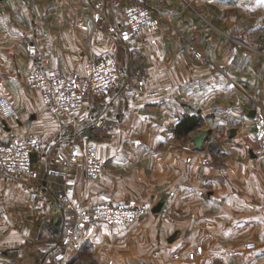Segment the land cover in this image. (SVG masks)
Segmentation results:
<instances>
[{
	"label": "crops",
	"instance_id": "obj_1",
	"mask_svg": "<svg viewBox=\"0 0 264 264\" xmlns=\"http://www.w3.org/2000/svg\"><path fill=\"white\" fill-rule=\"evenodd\" d=\"M142 1L159 25L129 43L110 31L121 19L117 10L95 22V0H0V97L17 111L0 117V138L40 136L31 153L38 180L0 178V262L14 248L16 264H84L83 256L85 264H245L252 257L264 264V156L255 155L252 113L264 108V37L239 47L228 28L204 24L202 5L214 0ZM27 39L35 56L23 47ZM90 53L112 55L122 74L106 95L88 96L80 112L81 128L105 158L97 179L65 163L67 121L26 82L32 64L82 75ZM134 71L143 78L141 90L125 82ZM184 114L201 120L177 135ZM193 130H207L210 139L208 151L188 164L181 146ZM204 156L211 164H200ZM61 189L84 205L135 200L150 212L127 226L100 224L94 243H73L64 255L71 212L55 214L61 230L48 228ZM202 191L208 199H191ZM171 205L177 216L159 213ZM196 248L200 253L189 259Z\"/></svg>",
	"mask_w": 264,
	"mask_h": 264
},
{
	"label": "built area",
	"instance_id": "obj_2",
	"mask_svg": "<svg viewBox=\"0 0 264 264\" xmlns=\"http://www.w3.org/2000/svg\"><path fill=\"white\" fill-rule=\"evenodd\" d=\"M94 4L97 20H106L107 10L110 8L120 13V21L112 26L110 31L124 42L130 43L142 34L158 28V16L142 0H95ZM153 43L154 40H151L147 46L151 47ZM25 48L30 55L35 56V48L31 42H27ZM132 73L127 83L141 90L142 76L137 71ZM120 74V68L112 55L96 56L90 53L86 57L82 75L75 71L67 74L48 72L37 64H32L26 75L27 84L40 91L50 112L55 117L67 121L65 163L82 166L89 179L98 177L105 158L99 155L96 147L88 141L89 132L81 128L80 112L88 96L106 95L117 83ZM16 116L17 111L11 101L0 97V117L7 119ZM253 127L259 143L257 154L264 156V111L261 108H255ZM185 145L188 149L193 146L192 143ZM39 147L40 136L36 133L29 132L24 136L9 133L5 138H0V178L11 177L21 182L38 180V171L32 162L31 153L37 151ZM202 162L207 163L208 157H204ZM38 190L39 187L30 192L32 199L36 198ZM52 205L55 212L62 208L70 211L73 216L62 235L64 255L73 243H94L100 224L110 227L127 226L145 213L135 200L124 203L105 200L84 205L64 189L56 192ZM249 247L253 245L250 244ZM189 257L193 258V253H190Z\"/></svg>",
	"mask_w": 264,
	"mask_h": 264
},
{
	"label": "rangeland",
	"instance_id": "obj_3",
	"mask_svg": "<svg viewBox=\"0 0 264 264\" xmlns=\"http://www.w3.org/2000/svg\"><path fill=\"white\" fill-rule=\"evenodd\" d=\"M202 7H203V10H202L203 18H200V19H202L203 23L204 24H212V25H221V26H224V27L228 28L232 32V33H228L227 34L228 35V39L231 40V41H234L237 44V46H239V47H242V42H244L246 40L247 41L248 40H253L257 36H261V35L264 37V29H258V30L255 29V28H258V27L259 28H264V0H214V2H212V3H208L206 1V3L202 5ZM95 13H96V8H95V4H94V20H95V22L96 23L97 22L98 23L99 22H106V20H104V21L100 20V19L97 20L95 18ZM28 40L29 39H27L26 43L29 42ZM26 43L23 45L25 51H27L26 48H25ZM122 50H124L125 52L128 51L127 44L126 45L123 44ZM35 53H36V50H35ZM115 61L118 64L117 60H115ZM132 74L131 73L129 74V72L126 73V75H125L126 76L125 77L126 84H127L128 81H130ZM121 76H122V74H120L119 79H121ZM27 86L29 88H31L28 84H27ZM261 109L264 111V108H261ZM88 131H89L88 128H86V132H88ZM201 131L202 130H193V132L190 133L189 136H187V138L185 139V141L183 142V144L181 146L182 147L181 149L186 152V162L188 164H189V162H192V159L194 158L195 155L197 156V155H200L202 153H206L208 151L205 148V146H206L205 142L203 143V146H202L201 150H197L195 148V145L192 142V138L194 137V135L199 134ZM208 136L210 137L209 134H208ZM88 141L90 143H92L91 140H90V134H89ZM187 143H192V145H193L192 148H189V149L186 148L185 144H187ZM64 145H65V143H64ZM93 145L96 147L95 144H93ZM258 147H259V143H258ZM256 154H257V152H255V155ZM204 157H206V156H204ZM204 157H202L200 159V164L201 165H209V164H211L212 159L209 160L210 157H208V162L207 163L202 162ZM187 158H189V160H187ZM213 163H215V160H213ZM104 167H105V163H104V166H103L100 174L103 172ZM100 174L98 175V177L100 176ZM208 195H209V193H207L205 191H202L200 193L195 192L194 195H191V199H193V200H198V199L201 200V199H203L204 200V199H208V197H209ZM140 206L142 207V205H140ZM143 209L145 210V213L148 212V211L150 212V210L147 209V208H143ZM61 211H62V208H59L58 213L59 212L61 213ZM207 211H210V210H207ZM51 213H52V216H54V223L52 222L51 223L52 225H50L48 228L50 230H52V231L53 230H61L62 227H60V225L58 224V221L60 219L58 218V216L55 217V214H57V212L54 211L53 207L51 209ZM159 213H161L162 215H165L167 218H172L174 216H177V214L179 213V210H177L176 208H174L173 205H171V206H167L165 209L161 210ZM55 224L56 225L58 224L57 225L58 227L54 226ZM48 242H50V241H48ZM250 244L254 245L252 242H247L245 244L247 249H252L253 248V247H249ZM9 250H10V254L9 255H11V259H7L8 260L7 262H5L3 259H1V260H3V262H0V264H16V262H15L16 258H14L16 256V249L10 248ZM198 252L200 253L198 248H196L192 252L193 253V258L189 257V254L191 252L188 253L187 257L189 259H194L195 258V256H194L195 253H198ZM78 260H79V262L83 261L84 264H85L86 256L80 257ZM251 263L260 264L257 261V259L254 258V257L248 259L245 264H251Z\"/></svg>",
	"mask_w": 264,
	"mask_h": 264
},
{
	"label": "trees",
	"instance_id": "obj_4",
	"mask_svg": "<svg viewBox=\"0 0 264 264\" xmlns=\"http://www.w3.org/2000/svg\"><path fill=\"white\" fill-rule=\"evenodd\" d=\"M200 120L201 118L195 114H184L173 130L177 135H185L198 125Z\"/></svg>",
	"mask_w": 264,
	"mask_h": 264
},
{
	"label": "water",
	"instance_id": "obj_5",
	"mask_svg": "<svg viewBox=\"0 0 264 264\" xmlns=\"http://www.w3.org/2000/svg\"><path fill=\"white\" fill-rule=\"evenodd\" d=\"M254 111L253 110V115H254ZM210 139V137L208 136V132L206 130H202L199 134L194 135V137L192 138V142L195 145V148L197 150H201L203 143L207 142ZM160 208L158 206H156L153 210H159Z\"/></svg>",
	"mask_w": 264,
	"mask_h": 264
}]
</instances>
